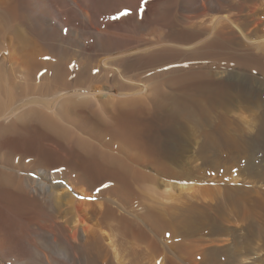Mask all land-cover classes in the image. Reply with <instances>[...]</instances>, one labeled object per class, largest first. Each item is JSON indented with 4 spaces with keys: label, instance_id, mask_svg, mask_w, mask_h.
Here are the masks:
<instances>
[{
    "label": "bare ground",
    "instance_id": "6f19581e",
    "mask_svg": "<svg viewBox=\"0 0 264 264\" xmlns=\"http://www.w3.org/2000/svg\"><path fill=\"white\" fill-rule=\"evenodd\" d=\"M262 90L264 0H0V264H126L114 238L104 243L112 222L137 246L165 247L174 254L167 264H183L173 250L182 255L188 248L186 234L203 212L183 207V221L173 220L188 238L170 243L161 240L169 231L163 213L148 206L139 212L135 195L146 188L157 203L176 191L191 202L207 199L206 187L160 177L187 178L172 168L188 161L190 123L204 131L196 143L201 153L211 147L208 138L245 140L235 126L206 131L215 127L208 112L222 108L228 117L249 105L261 109ZM260 113L248 129L257 148ZM30 170L37 177L26 175ZM77 192L103 200H82ZM248 202L261 209L255 214L264 223V197ZM225 238L197 240L211 255ZM240 238L229 247L238 262L255 249Z\"/></svg>",
    "mask_w": 264,
    "mask_h": 264
},
{
    "label": "rangeland",
    "instance_id": "374dc122",
    "mask_svg": "<svg viewBox=\"0 0 264 264\" xmlns=\"http://www.w3.org/2000/svg\"><path fill=\"white\" fill-rule=\"evenodd\" d=\"M122 13L125 14V11H122ZM255 74L257 75L258 72L255 73ZM261 99L264 101V90H262ZM253 106L254 105H249V106L245 107L246 110L243 109L244 111L240 108L241 109L240 112H238L239 110H235L236 112L234 111L232 114H230V113L227 114L229 119H228L227 116L222 115L223 113L224 114L226 113L225 112L226 110H221L222 108L215 109V108L211 107L210 111L208 112V117L207 118H209L213 122L215 121V127H213V129L207 128V129H205L206 131L209 130L210 133L211 132L215 133L217 131L218 127L220 128V127L224 126L226 128L228 127V128L231 129V127L233 128V126H235V127L239 128V130L241 129L242 132H245V134L243 133L242 136L245 135V138H246V136H247V138L245 140H242V139L239 140L237 138L238 136H236L235 134H232L233 136H231V134H229L227 136L220 137L221 141H219L218 143H214L215 146L210 141L211 139L208 138V140L206 142L211 147L208 148L209 150H207V151H205L203 153H201L202 150L199 149L198 144L201 142V139H203L202 137H204V134H203L204 131H203V129L200 130L199 127L196 124L190 123V127H188V129H186V132L189 130L186 135H187V137H189V139L191 137V139H190L191 146H193L194 149L191 147V149H190L191 152L189 151V154H188L189 158H188L187 162H185L183 165L175 163L173 165V168H172V171L174 169L173 173L177 174L178 176L179 175L186 176L187 177L186 179L182 180V179H178V178H175V177H169L168 178L167 176H164V175H163L164 176L163 177L162 174L160 172H157L156 170L154 171L152 169H146L147 171H149L151 173H154V175L156 174V177L158 176L157 178L162 176V177H160V179L161 178H163V179L165 178L166 180L169 179L172 182L191 183V184H194V185H197V186H203L204 188L206 187L207 188V189L205 188L206 191L208 190L207 194H208L209 197L207 199L200 200L201 202H198L199 200H194V202L196 201L195 203H197L198 206L200 207V210H199V208H197V205H195L193 201L191 202V201L187 200V195L186 194H184L186 196H182L183 194L179 193L178 191H176L174 193L175 197L177 195L180 196V194H181L180 197L177 196L179 198L176 197L177 200L175 199V197H173V199H171V198L168 199V197L167 198L164 197V199H162V201H161V198H159L160 200L157 198L159 200L158 203L156 202L157 200L153 201L151 197L149 199L150 193H149L148 189L146 190L145 187H144L145 190H141V192L137 191L138 194L135 195V198L136 197L137 198L135 200V204L134 205L136 207L135 209H137L139 212H141L142 209H144V208L146 209L147 208L146 206H148L149 208H153V211L155 213H158V215H161L163 213L162 214V218L165 217L164 215L167 216V217H165L164 220H162V218L160 220V218H159V220L161 221L162 227L169 228V231L166 232L167 235L165 234V236H164L165 238L163 237V239L161 238V240H164L166 242L168 241L170 243H172V241L174 243L175 242L177 243V242L184 241L186 238L189 237L187 240H185L187 242H191V244L188 245V248L184 247L186 252L184 251V253H182V255H181V252L178 249H175L176 251L173 250V253H176L175 254L176 258L175 259H177V261L179 263H183V264L184 263L185 264H188V263L189 264H220V263L221 264H231V262H232V264H236V263L237 264H253L252 261L255 258H259V259H263L264 260V237H262V236H264V232H263L264 231V228H263L264 227V223H262L261 218H259V213H257L258 215L255 214L256 210H261V209H259L258 206L255 205L254 203L251 204L250 202H248V199L251 198V197H252V200H255V199L256 200H259V199L261 200L264 197V154H263L264 153V146H263L264 145V132H263V135H262V141L263 142H260L261 145L258 148H257L258 145L257 146L256 145L252 146L250 144L251 143L250 141H252L254 139L249 138L250 135H248V132H249L248 129H250V127H253L254 123H256V120H257V116L256 115H258L257 113H259V112L263 113V111H264V107L263 106L264 105L260 107L263 111L261 109H259L257 106H254V107ZM249 107H252V108H249ZM249 109H251V111H249ZM258 110H259V112H258ZM222 111H224V112L222 113ZM242 111H243V113H241ZM256 111H257V113H256ZM246 112L248 114H246ZM213 113L216 114V115H214ZM249 113H251V114H249ZM245 116H246V118H245ZM261 116H262V114H261ZM216 119H219V120L216 121ZM236 119L239 120V121H237ZM225 120H227V123H225L226 122ZM232 120H233V122L235 124L232 122ZM228 122H229V125H228ZM239 122H241V123L246 122V123L241 124ZM231 123H232V125H231ZM251 123H252L253 126H251ZM225 124H227L228 126L225 125ZM245 125H246V127H245ZM197 128H198V130H197ZM192 131H194V132H192ZM209 135L210 134H206V136H209ZM223 138H224V141H223ZM247 139H249V140H247ZM196 143H198V144H196ZM194 144H195V147H194ZM196 145H197V147H196ZM226 145H227V147H226ZM216 147H218L219 149L217 150ZM256 149H257V151H256ZM258 150H260V151H258ZM234 152H235V154H234ZM261 152H262V154H260ZM254 153L256 155L257 154H259V155L256 156ZM215 157H216V159H215ZM215 160H217V161H215ZM214 162H215V164H214ZM259 171H261V172H259ZM177 172H179L181 174H179ZM183 173H185V174H183ZM255 174H256V176H255ZM26 175H30L32 177L35 175L37 177V174L34 171H32V170L26 172ZM173 178H175V179H173ZM47 180L51 184H55L57 182V180H56V182L52 181V179H47ZM196 180H198V181H196ZM209 187H211L212 189L209 188ZM218 187H219V189H218ZM221 187H223V188H221ZM236 187H238V189ZM235 189H237L236 193H235ZM214 191H217V192H214ZM242 191H244V192L242 193ZM244 193H246V195ZM256 193H257V196H256ZM74 195H76V197H79L80 199L83 197L78 192H77V194L74 193ZM240 195H241V197H240ZM242 196L247 198V200H245V201L242 200ZM95 197L96 196H93V197H91V199L83 197V199H87V200L90 199L91 201L93 199V201H95V202H97V201L99 202V201L103 200V198L96 197L97 198L96 199ZM210 197H212V199ZM146 199H147V201H146ZM148 199L153 201V202H155V203L153 204V202L148 201ZM208 199H210V201ZM140 200L142 202L145 200L143 202L144 203L143 206H142V204H141L142 202ZM186 200H187L188 204H187V202H185ZM148 202H150L151 205L153 204L155 206V208H154V206H151L150 203H148ZM176 202L179 203V205H176L177 204ZM181 202L183 203L184 206L181 205L182 204ZM189 202H191V204ZM139 203H140L139 206H141V207L138 206ZM228 203H230V204H228ZM158 204H161L162 206L158 205ZM189 204H190V206H189ZM175 205H176V207H179V206L180 207L182 206V208L184 207L185 209L188 210V212L191 211V209L199 211V212H203V213L200 214V216H201L200 218L202 219V222L198 221L197 222L198 224L196 225V228L200 229V227H201V229H204V231H200V230L197 231L196 228H195V229H193V231H191V232L188 231L187 232L186 235L188 237L185 236V235L180 236L181 235L180 234L181 231H179V230L181 228V223H176V222L174 223V220H176V217H177V219H181L183 221L184 217H182V216H185L187 210H185L184 208H183V210L182 209L179 210L180 207H179V209H176ZM192 206H193V208H191ZM240 206H242V207H240ZM255 206H256V208H255ZM227 207H228V209H227ZM233 207H234V209H233ZM195 208H197V209H195ZM208 208H209V211H207ZM162 210H163V212H158V211H162ZM174 210L179 212V214H176V212ZM211 210H212V212H211ZM233 210H234V212H233ZM180 213H181V216H180ZM229 213H230V216H229ZM225 216H226V218H225ZM174 217H175V219H174ZM204 217H206V218H204ZM251 217L254 218L253 221L256 220L254 222H256V225H257V227H256V225H253V230L248 229V226L246 224L247 221ZM171 218H172V220L173 219L174 220L172 221ZM170 220L173 222V224L171 223ZM181 220L180 221L177 220V221L182 222ZM166 221L168 223H170V225L172 227L168 223H165ZM112 223L115 225L116 228L114 229V226L110 225L112 230L110 229V227L105 228L106 230L104 229L105 231H107V233L105 234V240L106 241L104 240V243L105 244L109 243V242H111V239L114 238L118 247H119V244H120L121 248L120 247L119 248L122 250V253L124 254V256L125 257L127 256L126 258H124L126 260L125 261L126 264H136V263L137 264H149L151 262H152L151 264H159V263L160 264H162V263L163 264H167V262H166L167 258H165V257L170 256V254H171V257H173L174 254L172 255V253H168V250L165 247L160 248L158 251L154 250V249L152 250L151 247L149 249V248H147V245H144V244H146V242H139V244L137 246V243L135 244V242H132L128 235H125V234L121 235V233H123V231L121 229L120 230L122 232L119 231L117 229V225L114 222H112ZM163 224H164V226H163ZM200 224H201V226H200ZM167 225H169V226H167ZM177 225H179V226H177ZM258 225L260 226V228H263V229H261L262 232H260V229L257 231ZM174 226H175V228L178 229L179 232H176L177 229H175ZM248 230H250V231H248ZM113 231L115 232V234H114ZM109 234H111L112 236L110 237ZM195 234H196V236H195ZM240 235L244 237L243 240H245L247 243L250 244L252 242L251 246L253 245L255 247V249L252 251V253L249 256H245L244 255L243 260L238 262L236 260V258L234 257V252H231L232 254L229 253V250H230L229 247L232 246L233 249H235L237 246H239L238 245L239 244V240L241 239ZM203 236L206 237V239H208V241L211 238H213V239L215 238L216 239V237L218 239H224L226 237L225 239H227V240H223L225 245L222 246V251H220V252L217 251V252L211 253V255H210V254H208L207 249L205 250L204 246L202 244L200 245V243L198 242L199 238H201V237L203 238ZM182 238H183V240H182ZM190 238H191V240H190ZM192 240H194V242ZM230 240L232 241V244H231ZM127 241H129V242H127ZM121 243L123 245H121ZM127 243H129V244L127 245ZM139 245H141V246H139ZM128 247L131 248V251H130V249ZM191 248H193L192 249L193 252L191 251ZM138 249H140V250H138ZM195 249H196V251H194ZM141 250H143L144 252L143 251L141 252ZM145 250H147V251H145ZM127 251H128V253H126ZM162 255H164V256H162ZM147 257H148V259H147ZM137 260H138V262H137ZM183 260L186 261V262L188 261V262L187 263L183 262ZM6 263L9 264L8 262H4V264H6ZM262 264H264V261H263Z\"/></svg>",
    "mask_w": 264,
    "mask_h": 264
},
{
    "label": "snow or ice",
    "instance_id": "6c2138e0",
    "mask_svg": "<svg viewBox=\"0 0 264 264\" xmlns=\"http://www.w3.org/2000/svg\"><path fill=\"white\" fill-rule=\"evenodd\" d=\"M126 14V13H125ZM82 199H83V197H82Z\"/></svg>",
    "mask_w": 264,
    "mask_h": 264
}]
</instances>
